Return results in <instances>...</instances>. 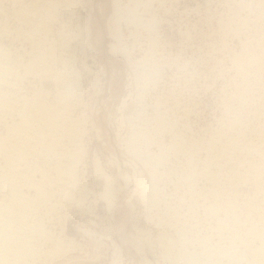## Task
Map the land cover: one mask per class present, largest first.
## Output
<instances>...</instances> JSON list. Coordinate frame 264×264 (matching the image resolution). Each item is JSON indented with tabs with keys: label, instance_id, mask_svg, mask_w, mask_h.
I'll return each instance as SVG.
<instances>
[{
	"label": "rangeland",
	"instance_id": "374dc122",
	"mask_svg": "<svg viewBox=\"0 0 264 264\" xmlns=\"http://www.w3.org/2000/svg\"><path fill=\"white\" fill-rule=\"evenodd\" d=\"M74 5L59 7L54 35L41 32L51 42L43 47L55 49V69L74 83L72 96L31 73L23 82V94L42 90L57 111L81 122L84 135L72 146L85 155L70 198L46 186L54 202L36 218L50 234L34 264H264V0ZM17 22H10L15 30ZM21 38L1 36L0 44L28 63L32 46ZM4 116L0 138L4 120L18 121ZM47 154L37 164L51 172L55 158ZM97 160L114 187L110 197ZM250 164L263 166L259 179ZM57 238L64 251L47 256ZM166 243L174 245L170 258Z\"/></svg>",
	"mask_w": 264,
	"mask_h": 264
},
{
	"label": "bare ground",
	"instance_id": "6f19581e",
	"mask_svg": "<svg viewBox=\"0 0 264 264\" xmlns=\"http://www.w3.org/2000/svg\"><path fill=\"white\" fill-rule=\"evenodd\" d=\"M13 2H14V6H16L15 4L20 5V9L10 10L12 7L10 9L5 8L4 7L5 5L3 6V2L2 4H0V16L2 15L6 17L4 23L0 22V37L1 36L9 37L14 34L18 35L20 38L22 37L24 41L31 44L32 46L31 52L30 50L28 51L29 54L32 55V58L29 59L28 63H25L26 58L24 55L21 56V59L18 60V58L17 59L14 58L12 54L13 52L11 50H9L3 44H0V114L9 117H15L18 120V121H14L11 124L10 123L7 124L8 121H6L7 122L6 123L4 120L3 124L4 123L6 124L7 132L4 136L0 138V157L2 156L4 157V158L2 157V159H4L3 164L0 163V186L3 188L2 191L3 190L8 191V194L5 196V198H0V264H34L35 261L34 258L36 257L35 254H37V252L40 251V249H38L40 240L47 238L49 239V234H50L48 231L44 230L43 223L40 221V219L36 218L41 207H43V205L44 206L47 205L48 202L52 200V198L54 199V195H53L54 192L53 194L49 192L46 189V186L49 184L51 186L58 185L60 187L59 192H61V195L64 196L65 198L68 197L70 198V193H71L69 192L70 188L75 186L76 183L78 182V180L76 181V177H78L77 176L78 164L82 162V157H84L85 155V153L84 155H82L83 152L82 153L79 152L80 150L75 151V149H73L72 146L73 144L75 145L83 142L82 137L84 135L82 134V128L80 125L81 122L72 120L69 116H65L59 109L57 111L56 110V108H58L56 106L57 104L55 105L47 101L48 97L45 93H41L42 90L41 91L37 90L39 91V92L36 91L37 93L34 91V93L32 94L29 93L23 94L22 91L24 90V87L26 85L23 82L26 80L27 74L30 76L31 73L34 77L37 76L42 80L48 79L49 81L50 80L55 81L58 85L61 84L60 85L61 87L59 86L60 91L62 90L65 91L67 93L66 95L67 98H70L72 96L71 88L73 87L71 86L74 83H72L73 81H70L71 79L70 80L65 79L66 77L64 78L63 77L64 75L61 78L62 74L58 72L59 70L57 71L55 69L56 67L54 65H56L55 63L58 61V59L55 58V49L54 48L50 49L48 47L46 48L45 46H44L45 48L43 47V45H46L45 44L46 41L47 43H51V42H49L48 39H46L45 41L43 36H41V32L46 31L49 34L50 32L48 31L53 30L51 29V27L57 21V15H58L57 11L59 7H63V10L65 9V11L66 9H68V11L69 10L74 11L75 0H13ZM115 5L118 7L119 4L116 3ZM115 9L116 12L118 13L121 12L119 7ZM116 15H118L117 16L118 18L115 20L121 23L119 20L122 19L121 17L122 14L119 16V14L116 13ZM13 20H17L20 24L19 28H17L16 30L12 28L10 24V22ZM117 22L116 24H118ZM52 34L50 33V35ZM47 35L44 37H47ZM58 38L60 37L58 36ZM61 40H59V44L62 45L63 43H65L62 46V48H64V45H67L65 42L66 40L64 41L63 38ZM51 46H53V44ZM245 59L241 57L235 60L237 65L239 66L237 67V69L238 68L240 70L242 69V65L245 62ZM27 85H29V83ZM64 102H62L61 104L63 105ZM67 107L66 109H69L71 112V109ZM59 108L61 107L59 106ZM63 112L65 113V110ZM66 112L68 113V111ZM70 112L69 114H71ZM65 139H67L66 143L64 142ZM245 145L246 144H244V146ZM252 146L250 147L252 148ZM83 150L84 149H82V151ZM232 150L235 151L234 149ZM45 152H48L47 154L48 156L52 154L53 155L52 157L55 158V162L53 163L52 166L53 167L52 171L50 169L51 172L42 169L37 164L38 162L37 159L40 158V155L41 154L43 155V153ZM231 158L229 157V159ZM98 161L99 160H97V164H96V169H97L96 174L105 177L104 172H102L101 170L102 168H100V164ZM256 165L250 164L255 174L254 177L259 179V176L261 175L260 171H262L263 166L261 164L260 166L258 165L256 166ZM38 175H40L41 178H38ZM105 179H106V185L104 190L105 191L104 197L105 196L110 197L115 193V190L114 187L111 186V184L109 183L106 177ZM30 188L31 189L33 188L35 190V191L33 190L35 192L34 194H30L29 192H27V190H29ZM51 204L52 203H49V205ZM58 204L52 205L53 208L52 207L51 208L55 209L56 206H58ZM31 218H33V220H30ZM225 227H226L225 224L222 223L219 228H221L220 230H222ZM59 239L55 243V246L53 244L54 247L53 250L52 251L50 250L51 252H49L48 255L47 254L45 255L49 256L50 254V256H54L57 253H61L62 251H64V245L61 242V240L59 241ZM166 244L168 245L169 243ZM173 246H171L170 244L168 245V248L164 246V248L168 249L166 250V256L169 254V256H167L169 258L172 254L171 248L174 249ZM173 249L172 252H174Z\"/></svg>",
	"mask_w": 264,
	"mask_h": 264
}]
</instances>
